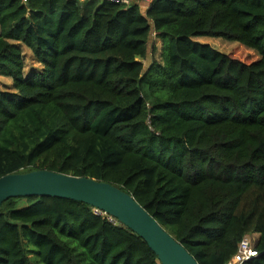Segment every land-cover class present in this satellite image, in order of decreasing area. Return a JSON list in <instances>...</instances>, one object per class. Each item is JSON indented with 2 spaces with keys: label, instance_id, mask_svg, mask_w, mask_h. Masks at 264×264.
<instances>
[{
  "label": "trees",
  "instance_id": "16d2710c",
  "mask_svg": "<svg viewBox=\"0 0 264 264\" xmlns=\"http://www.w3.org/2000/svg\"><path fill=\"white\" fill-rule=\"evenodd\" d=\"M203 37L234 47L219 53ZM19 44L40 67L26 77ZM0 77L12 83L0 90V178L46 170L105 182L198 264H227L254 234L258 255L243 264H264V0H151L145 11L0 0ZM94 210L7 200L0 264L33 254L37 264H160Z\"/></svg>",
  "mask_w": 264,
  "mask_h": 264
},
{
  "label": "water",
  "instance_id": "95a60500",
  "mask_svg": "<svg viewBox=\"0 0 264 264\" xmlns=\"http://www.w3.org/2000/svg\"><path fill=\"white\" fill-rule=\"evenodd\" d=\"M54 197L89 205L139 236L160 264H198L128 193L105 182L46 170L0 178V207L9 199Z\"/></svg>",
  "mask_w": 264,
  "mask_h": 264
},
{
  "label": "rangeland",
  "instance_id": "374dc122",
  "mask_svg": "<svg viewBox=\"0 0 264 264\" xmlns=\"http://www.w3.org/2000/svg\"><path fill=\"white\" fill-rule=\"evenodd\" d=\"M151 0H142L140 2H130L131 3H136L138 5V7L140 8L141 11H145L150 4ZM155 37V36H154ZM195 41H197L198 43H202V44H207L210 45L214 50H216L219 53H223L226 54L228 52H230V50L234 47V43H230L221 39H213V38H197L195 39ZM19 46L21 47V51L23 53V61H24V71L23 74L24 76H28L30 73H32L33 71H38L40 69L39 65L35 63V61L32 59L30 52L21 44H19ZM155 47L157 49L155 55L153 56L154 59H159V51H160V42L159 40L155 41ZM151 61V57L148 56V58L145 61V66H148L150 64ZM11 80L10 78L7 77H0V90H3L5 92H9L12 89V85H11ZM257 234L254 235H250L249 239L253 240L252 238L256 239ZM30 258L32 259L31 261L33 262V264H37L36 263V255L33 254L30 256Z\"/></svg>",
  "mask_w": 264,
  "mask_h": 264
},
{
  "label": "built area",
  "instance_id": "2783aa9c",
  "mask_svg": "<svg viewBox=\"0 0 264 264\" xmlns=\"http://www.w3.org/2000/svg\"><path fill=\"white\" fill-rule=\"evenodd\" d=\"M80 1H89V0H80ZM114 3H121L124 5H129L130 2H140L142 0H109ZM95 214H103L99 212L98 210H94ZM110 221H112L111 218H109ZM249 236H245L242 241L238 244L237 251L235 255L229 260L227 264H243L253 258H256L258 253L255 249V244L257 239L252 238L255 241H252L249 239Z\"/></svg>",
  "mask_w": 264,
  "mask_h": 264
},
{
  "label": "crops",
  "instance_id": "0c3cea01",
  "mask_svg": "<svg viewBox=\"0 0 264 264\" xmlns=\"http://www.w3.org/2000/svg\"><path fill=\"white\" fill-rule=\"evenodd\" d=\"M256 239H258V235H257Z\"/></svg>",
  "mask_w": 264,
  "mask_h": 264
}]
</instances>
